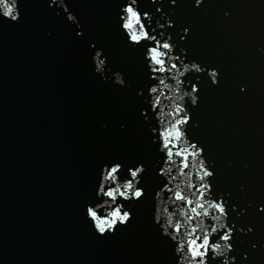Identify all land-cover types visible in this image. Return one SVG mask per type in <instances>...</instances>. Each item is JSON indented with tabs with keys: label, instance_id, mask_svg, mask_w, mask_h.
Wrapping results in <instances>:
<instances>
[{
	"label": "water",
	"instance_id": "water-1",
	"mask_svg": "<svg viewBox=\"0 0 264 264\" xmlns=\"http://www.w3.org/2000/svg\"><path fill=\"white\" fill-rule=\"evenodd\" d=\"M125 2L65 0L79 27L50 0H18V22L0 17V264H177L175 243L153 219L155 193L167 182L157 174L165 157L147 102L157 80L144 57L155 44L128 42L119 18ZM138 5L150 13L143 22L151 35L171 37L178 67L204 69L181 78L199 98L195 106L184 102L185 131L214 173L210 198L226 202L229 264H264V0ZM98 49L103 77L93 63ZM117 72L123 86L114 82ZM115 163L121 182L129 168L144 167L138 187L145 196L118 200L132 219L101 236L86 206L101 202L102 167ZM222 260L209 252L207 264Z\"/></svg>",
	"mask_w": 264,
	"mask_h": 264
},
{
	"label": "clouds",
	"instance_id": "clouds-1",
	"mask_svg": "<svg viewBox=\"0 0 264 264\" xmlns=\"http://www.w3.org/2000/svg\"><path fill=\"white\" fill-rule=\"evenodd\" d=\"M151 2L155 3L156 0ZM202 2L203 0H194V6H199ZM170 3L175 4V0H170ZM53 4H57L67 13L66 18L69 22L77 23V18L68 11L65 0H50L49 6ZM138 8V0H126L119 18L122 21L120 28L130 44L138 46L146 41L155 44L147 48L144 57L152 73L150 78L157 80L156 84L148 88L150 100L147 102L155 113L158 125L150 131L153 134L158 132V151L165 157L164 165L157 174L167 182L156 191L154 196V223L161 229V235L175 243L177 264H207L209 252L212 259L223 257L222 264H229L227 253L232 251L230 241L233 233L232 229L227 227L226 202L223 199L210 198L209 179L214 173L207 167V161L203 158V149L196 143H190L185 131L190 122V114L184 107V102L187 98L195 106L199 98L196 95L197 86L193 84L191 91H187L182 87L184 81L181 78L190 71L200 73L204 69L196 62L188 64L181 61L178 67L173 61L180 57L172 55L174 45L169 42L171 37L161 42L157 36L151 35L143 22L150 20V13H141ZM157 11L160 9L158 8ZM0 17L18 22V0H0ZM77 26L79 27L78 23ZM157 26L163 27L159 24ZM81 34L77 33V35ZM101 57V50H96L93 55L95 72L103 77L106 58ZM208 75L213 84L218 83L219 73L216 70H208ZM169 79L173 83H168ZM114 82L123 86L122 74L115 73ZM137 94L141 95L142 92ZM141 114L144 115V110ZM153 142H156L155 139ZM121 170L122 165L118 163L111 167L106 165L102 167L96 192L101 202L86 206V216L92 222L95 232L101 236L113 234L117 227L126 226L132 219L131 212L118 200L138 201L145 196L144 190L138 187L144 167L137 165L134 170L129 168L130 178L122 182L119 179ZM106 185H108L107 189ZM165 192L168 193L167 199L162 196ZM260 210L264 211V208ZM209 219L212 221L210 225L206 223ZM220 230H223V235L215 243L211 242V237ZM248 231H251V228Z\"/></svg>",
	"mask_w": 264,
	"mask_h": 264
}]
</instances>
